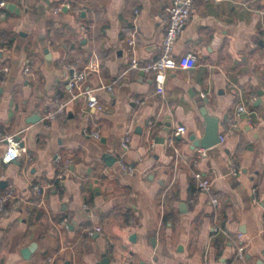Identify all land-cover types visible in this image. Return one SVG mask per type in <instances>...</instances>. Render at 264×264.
<instances>
[{
  "label": "crops",
  "instance_id": "0c3cea01",
  "mask_svg": "<svg viewBox=\"0 0 264 264\" xmlns=\"http://www.w3.org/2000/svg\"><path fill=\"white\" fill-rule=\"evenodd\" d=\"M5 1L16 7L0 17V157L7 133L24 149L1 165L0 192L26 203L0 214V264H264V0H193L174 57L196 64L166 70L161 92L128 65L158 57L173 0ZM71 66L82 76L70 89ZM202 106L225 139L199 155ZM176 125L186 132L172 136Z\"/></svg>",
  "mask_w": 264,
  "mask_h": 264
},
{
  "label": "built area",
  "instance_id": "2783aa9c",
  "mask_svg": "<svg viewBox=\"0 0 264 264\" xmlns=\"http://www.w3.org/2000/svg\"><path fill=\"white\" fill-rule=\"evenodd\" d=\"M192 3L193 0H173L170 5V14H169V22L167 25V28L165 30V33L162 38L161 46H160V52L156 59L152 61L142 62L135 56L130 58L129 61V68L130 69H142L147 72H154L155 73V79L157 83V90L159 92L163 91V85L165 80V72L168 69H174V68H181V69H190L196 64V56L192 52H187L181 56H179L177 59L174 57V46L177 41V38L180 34V32L183 30L186 22L190 18L191 10H192ZM8 3L5 0H0V17L6 15ZM55 11H60L61 6L58 5L54 7ZM97 66L96 62L91 60L87 67L95 68ZM29 66H25V69L28 70ZM71 76L68 81V86L71 89L75 83L81 78L82 73L79 69L71 66ZM1 72L7 73L8 67L3 66ZM87 103L91 107H96L98 109H101L102 106L99 104L97 97L91 92V90L85 92ZM76 96V95H75ZM74 96V97H75ZM142 102V101H139ZM63 105L59 106V109L61 110ZM246 112V107L244 105H240L236 109V115H240L241 113ZM55 116L54 111L48 110L45 114V119L51 120ZM228 131L235 127L236 120L235 119H228ZM186 132V128L183 125H176L173 129L172 136H178L181 134H184ZM131 130H127L122 138V146L123 148H128L129 146V140L131 136ZM22 134L19 133H7L3 136L1 141L5 142L6 144V150L5 153L0 157V169L1 165L3 163L10 162L14 160L19 153L21 152L20 149H24L22 147V141H21ZM93 136L96 138H99V133L94 132ZM220 141H223L225 139V134H219ZM199 155L206 154V150L204 148L198 149ZM57 159H60L61 156L57 155ZM68 168V163L65 162L63 164V169ZM127 172L132 173L133 169L131 167H128ZM238 172V168L236 167L235 162L231 161V173L236 174ZM63 174L59 175V179H61ZM1 177V172H0ZM194 177L196 179L197 189L200 192H209L211 190L212 184L208 177L203 175L200 171L194 172ZM36 194L40 193V186L35 185L34 186ZM219 202L217 197H212V203L217 204ZM26 203V200L19 196L13 189L9 188L4 190L3 192H0V214L1 215H7L11 211L19 210L24 204ZM100 227H97L96 230H99ZM238 236H241V233L238 234ZM237 260H242L244 258V252L241 248L236 253Z\"/></svg>",
  "mask_w": 264,
  "mask_h": 264
},
{
  "label": "water",
  "instance_id": "95a60500",
  "mask_svg": "<svg viewBox=\"0 0 264 264\" xmlns=\"http://www.w3.org/2000/svg\"><path fill=\"white\" fill-rule=\"evenodd\" d=\"M10 10H13L16 6L15 4L11 3L8 4ZM2 53L0 52V57ZM201 114L204 118V132L201 137H197L194 133L190 134V140L192 141L193 147L198 148H210L220 142L219 137V126H220V119L216 115L209 114L206 107H201ZM40 116L38 114H33L28 119V122H35L38 120ZM1 187H4L3 182H1ZM36 243L33 242L29 246L22 249V254L25 258H29L30 254L35 250ZM108 258L103 257L97 264H107Z\"/></svg>",
  "mask_w": 264,
  "mask_h": 264
},
{
  "label": "trees",
  "instance_id": "16d2710c",
  "mask_svg": "<svg viewBox=\"0 0 264 264\" xmlns=\"http://www.w3.org/2000/svg\"><path fill=\"white\" fill-rule=\"evenodd\" d=\"M3 77V75H1Z\"/></svg>",
  "mask_w": 264,
  "mask_h": 264
}]
</instances>
